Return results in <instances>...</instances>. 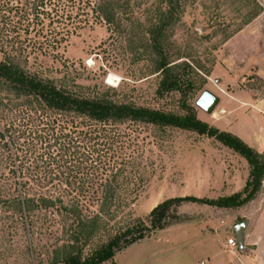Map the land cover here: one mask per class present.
Wrapping results in <instances>:
<instances>
[{"label":"rangeland","instance_id":"374dc122","mask_svg":"<svg viewBox=\"0 0 264 264\" xmlns=\"http://www.w3.org/2000/svg\"><path fill=\"white\" fill-rule=\"evenodd\" d=\"M71 2L61 0L60 6L75 8L74 22L79 27L63 48L48 55L32 54L27 60L16 59L7 50V56L0 52V64L11 59L31 77L117 104L185 117V103L200 122L264 152V0H179L173 20L165 28L170 13L167 0H105L125 33L97 21L91 10L94 0H75L72 6ZM85 6L88 9H83ZM156 32L162 35L161 46L170 66L182 80L193 81V87H184L186 98L160 89L163 77L157 71L158 59L152 48ZM205 90L220 99L212 115L195 105ZM29 104L37 106L0 78V131ZM120 129L134 131L137 145L133 158L100 202L86 203L89 210L83 208L81 215L75 212L79 221L69 218L61 225L56 215L57 223L40 229L43 221L35 214L30 229L18 214L0 213V264H64L70 251L80 248L82 258H88L116 235L149 225L152 210L174 198L203 201L178 206L176 214L183 222L179 229L167 233L168 237L164 235L169 244L149 247L134 264H193L194 260L199 264L205 257L197 249L195 257L185 252L193 250L188 245L197 242L195 233L199 231L229 239L242 226L243 235L253 234V221L260 219L264 206V182L256 202L243 208L221 209L203 203L243 190L250 172L244 158L194 131L152 125ZM80 221L84 226L76 227ZM75 230L82 235L78 244L71 235ZM172 243L187 248L177 250L175 245L174 250ZM244 247H249L246 242Z\"/></svg>","mask_w":264,"mask_h":264},{"label":"trees","instance_id":"16d2710c","mask_svg":"<svg viewBox=\"0 0 264 264\" xmlns=\"http://www.w3.org/2000/svg\"><path fill=\"white\" fill-rule=\"evenodd\" d=\"M69 1H73L71 6L75 2ZM167 1L170 13L163 28L172 22L179 6V0ZM60 2L0 0V52L7 56V50H10L16 59L27 60L32 54L48 55L63 48L79 26L74 22L72 10L75 8H62ZM94 2L91 10L97 15V21L125 33L105 0ZM87 5L91 6L90 3ZM161 36L156 32L152 38V48L158 59L157 71L163 77L160 89L179 92L186 98L184 87H193V81L182 80L170 66L168 54L161 46ZM11 62L8 58L1 62L0 78L19 96L32 98L37 106L29 104L18 111L0 131V213L18 214L30 229L35 214L43 221L39 228L57 223L56 215L60 217L61 225L69 218L79 221L75 212L81 215L83 208L89 210L86 203L100 202L105 190L118 181L133 158L136 138L132 135L133 130L121 131L120 128L126 125L173 127L216 139L247 161L249 177L241 192L203 203L221 209H238L258 199L264 182V152L259 153L229 132H220L200 122L185 103V117L117 104L103 96L88 97L31 77ZM189 201L203 200L191 197L167 200L152 210L149 225L135 226L116 235L85 259L81 248L70 251L63 262L114 263L115 257L129 247L151 238L155 232L183 222L179 221L176 208ZM76 225L84 226L81 221ZM76 230L71 234L74 244L82 237Z\"/></svg>","mask_w":264,"mask_h":264},{"label":"crops","instance_id":"0c3cea01","mask_svg":"<svg viewBox=\"0 0 264 264\" xmlns=\"http://www.w3.org/2000/svg\"><path fill=\"white\" fill-rule=\"evenodd\" d=\"M246 183V182H245ZM245 186V185H244ZM234 193V192H232ZM235 194V193H234ZM256 202V201H254ZM253 202V203H254ZM260 219L254 220L253 225L255 229L252 230L253 234L246 233L244 235V242L249 246L247 249L244 247L243 250L230 251L229 247L227 246V239L222 238L220 235L210 233H202L201 231L195 233V239L197 240L196 243L193 245H188L189 248H193V250L188 249L187 246L183 247V243L181 248H179V243L176 245L180 250L182 248H187L185 252L188 253L189 256L195 257L196 253H194V249H197L196 252L200 254V256H204L205 259H200L199 264H264V206L260 211ZM256 223V224H255ZM225 224V222H224ZM182 226V225H181ZM179 225L173 226L171 228L165 229L163 231L157 232V236L153 235L151 238L146 239L140 243H137L125 251L121 252L115 257L114 263L115 264H134L135 260L137 261V257L140 256V253L145 251H150L152 246L157 244H169L167 243V239L164 238V235L169 236L167 233H173L170 231H176L181 227ZM164 238L162 241L161 239ZM254 238H257L254 240ZM174 243H172L171 248L174 250L175 248ZM150 247V248H149ZM243 254H239V252H244ZM165 251H161L160 253L163 254ZM239 254V255H238ZM207 258H211L210 261H207ZM207 261V262H206ZM193 264H196V260H194Z\"/></svg>","mask_w":264,"mask_h":264},{"label":"water","instance_id":"95a60500","mask_svg":"<svg viewBox=\"0 0 264 264\" xmlns=\"http://www.w3.org/2000/svg\"><path fill=\"white\" fill-rule=\"evenodd\" d=\"M219 103L220 99L215 94H213L209 90H205L198 97L195 105L206 114L212 115ZM235 235L238 241L239 249L243 250L244 235L242 226H239L235 229Z\"/></svg>","mask_w":264,"mask_h":264},{"label":"built area","instance_id":"2783aa9c","mask_svg":"<svg viewBox=\"0 0 264 264\" xmlns=\"http://www.w3.org/2000/svg\"><path fill=\"white\" fill-rule=\"evenodd\" d=\"M222 224L224 225V222H222ZM227 246L229 247L230 251H237L238 248H239V245H238V241H237V238H236V235L235 237H231L227 240ZM204 264V263H202Z\"/></svg>","mask_w":264,"mask_h":264},{"label":"bare ground","instance_id":"6f19581e","mask_svg":"<svg viewBox=\"0 0 264 264\" xmlns=\"http://www.w3.org/2000/svg\"><path fill=\"white\" fill-rule=\"evenodd\" d=\"M114 80L113 79H110V82H113Z\"/></svg>","mask_w":264,"mask_h":264}]
</instances>
